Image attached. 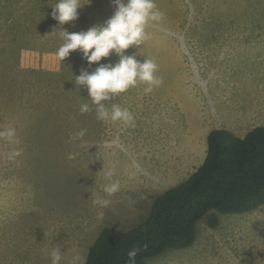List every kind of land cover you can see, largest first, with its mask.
I'll return each mask as SVG.
<instances>
[{
    "label": "rangeland",
    "instance_id": "1",
    "mask_svg": "<svg viewBox=\"0 0 264 264\" xmlns=\"http://www.w3.org/2000/svg\"><path fill=\"white\" fill-rule=\"evenodd\" d=\"M57 3L0 0V130L14 127L18 140L0 139V264H51L57 247L60 264H68L77 253L86 257L103 227L141 222L157 194L203 162L210 130L242 137L252 129L216 115L240 95L251 102L264 87L253 75L264 61L249 57L264 40L239 43L264 34L247 31L264 25V0H154L162 19L125 54L155 60L163 83L146 94L138 82L105 102L128 108L133 125L100 121L75 78L119 57L113 52L89 65L80 50L62 61L57 51L64 30L103 26L115 8L111 0H80L78 19L60 25L51 15ZM85 103L91 110L82 113ZM15 150L21 154L10 159ZM109 170L120 185L111 196L103 190ZM97 197L110 205L94 206ZM218 219L215 227L201 219L191 246L167 249L147 264H264V205Z\"/></svg>",
    "mask_w": 264,
    "mask_h": 264
},
{
    "label": "trees",
    "instance_id": "2",
    "mask_svg": "<svg viewBox=\"0 0 264 264\" xmlns=\"http://www.w3.org/2000/svg\"><path fill=\"white\" fill-rule=\"evenodd\" d=\"M206 142L203 162L157 194L141 222L99 231L89 246L87 264H147L167 249L191 246L201 219L215 227L218 213H244L264 205V125L242 137L212 129ZM133 249L137 255L131 261L128 252Z\"/></svg>",
    "mask_w": 264,
    "mask_h": 264
},
{
    "label": "clouds",
    "instance_id": "3",
    "mask_svg": "<svg viewBox=\"0 0 264 264\" xmlns=\"http://www.w3.org/2000/svg\"><path fill=\"white\" fill-rule=\"evenodd\" d=\"M91 2V0H90ZM115 11L103 26H93L87 31L69 34L63 31L65 43L58 49L57 55L64 60L72 51L80 50L89 65L98 63L102 58H107L113 52L119 57L114 64H101L95 71L89 73L82 71L75 78L76 86H84L88 90V98L95 105L97 119L100 121L121 122L133 125L134 116L128 108H122L117 103L106 107L105 102L112 101L120 93H124L135 87L138 82L146 84L144 92L151 93L154 87H159L163 79L156 75L158 65L155 60L145 59L140 62L135 55H126L125 50L132 46L139 47L147 38L146 28L152 22H159L163 13L157 8L154 0H111ZM83 7L80 0H58L52 7V17L64 25L78 19V9ZM89 104L80 106L82 113L90 111ZM0 139L9 143H18L16 129L9 127L0 130ZM21 153L13 151L10 159H14ZM109 183L104 187V192L109 196L119 191V181L113 180V171L105 174ZM98 208H107L111 201L97 197L92 201ZM104 213L97 214L98 220H103ZM137 250L128 252V257L134 261ZM51 264H60L63 259L60 248L50 251ZM68 264H87L86 257L75 254Z\"/></svg>",
    "mask_w": 264,
    "mask_h": 264
},
{
    "label": "crops",
    "instance_id": "4",
    "mask_svg": "<svg viewBox=\"0 0 264 264\" xmlns=\"http://www.w3.org/2000/svg\"><path fill=\"white\" fill-rule=\"evenodd\" d=\"M254 26H258V25H253ZM261 29H254V30H247V31H252V32H262L264 33V25H259ZM251 38V37H250ZM263 39L264 40V34L262 35H255L253 39H248V40H241L239 41V43L243 46H246L247 44H250L251 42H253V44H255L256 41ZM228 55L232 56V52L228 53ZM251 59H254L255 61H259V60H263L264 61V48H259L258 50H254L250 56ZM53 63L56 60H52ZM257 73H254L253 75H255V77H258V83L259 85L264 84V64H261L257 70ZM250 75L248 77V79L253 76ZM235 78L232 77V80H234ZM240 91L234 92V91H230L229 95L234 93V95H239ZM246 94H250L249 92H247ZM252 95V99L251 102H244L241 103V97L242 95L239 96L240 101L234 100V102L236 104H232V106L230 107V109L225 110L223 112H220V114L217 113L216 117L219 116L220 119H228L229 121H235L238 123H235L239 126H248L250 128H254L256 126H263L264 125V87L263 90L261 91H256L254 93H251ZM258 94V97L255 98ZM250 96V95H249ZM231 97V95H230ZM239 103V104H238ZM245 122H251V123H247L245 124ZM225 127H234L232 124L227 125Z\"/></svg>",
    "mask_w": 264,
    "mask_h": 264
}]
</instances>
